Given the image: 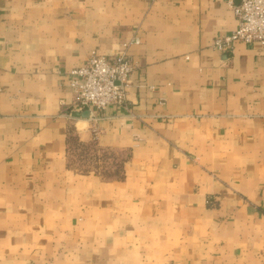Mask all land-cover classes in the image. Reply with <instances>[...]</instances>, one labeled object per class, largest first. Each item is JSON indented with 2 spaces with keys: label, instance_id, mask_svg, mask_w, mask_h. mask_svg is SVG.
<instances>
[{
  "label": "crops",
  "instance_id": "crops-1",
  "mask_svg": "<svg viewBox=\"0 0 264 264\" xmlns=\"http://www.w3.org/2000/svg\"><path fill=\"white\" fill-rule=\"evenodd\" d=\"M236 28L226 0H0V264H264V50L212 48ZM128 43L125 106L78 112L69 72Z\"/></svg>",
  "mask_w": 264,
  "mask_h": 264
},
{
  "label": "built area",
  "instance_id": "built-area-1",
  "mask_svg": "<svg viewBox=\"0 0 264 264\" xmlns=\"http://www.w3.org/2000/svg\"><path fill=\"white\" fill-rule=\"evenodd\" d=\"M233 11L237 28L213 40L212 48L220 53L232 52L236 43H259L264 50V0H226ZM138 39L131 43H137ZM124 49L113 56L95 51L80 66L69 72V87L78 112L92 115L107 106H125L129 76L134 64Z\"/></svg>",
  "mask_w": 264,
  "mask_h": 264
},
{
  "label": "rangeland",
  "instance_id": "rangeland-1",
  "mask_svg": "<svg viewBox=\"0 0 264 264\" xmlns=\"http://www.w3.org/2000/svg\"><path fill=\"white\" fill-rule=\"evenodd\" d=\"M86 148L85 150L78 148L70 154L69 159L72 165L81 170L90 169L89 166L93 165V169L98 170L104 177H112L116 172V165L119 164L120 157L114 153L98 152L91 147Z\"/></svg>",
  "mask_w": 264,
  "mask_h": 264
},
{
  "label": "water",
  "instance_id": "water-1",
  "mask_svg": "<svg viewBox=\"0 0 264 264\" xmlns=\"http://www.w3.org/2000/svg\"><path fill=\"white\" fill-rule=\"evenodd\" d=\"M76 116H82V117H84V118H86V117H87V115H86V114H83V115L76 114Z\"/></svg>",
  "mask_w": 264,
  "mask_h": 264
}]
</instances>
